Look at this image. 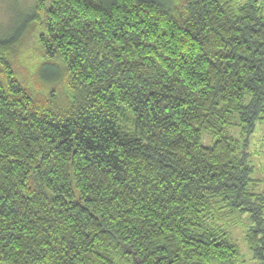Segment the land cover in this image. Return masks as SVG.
<instances>
[{
	"label": "trees",
	"instance_id": "obj_1",
	"mask_svg": "<svg viewBox=\"0 0 264 264\" xmlns=\"http://www.w3.org/2000/svg\"><path fill=\"white\" fill-rule=\"evenodd\" d=\"M17 15L0 38V264H235L208 222L220 209L249 214L264 264V194L227 131L264 120V0H36ZM36 18L35 78L61 85L42 97L5 51Z\"/></svg>",
	"mask_w": 264,
	"mask_h": 264
},
{
	"label": "rangeland",
	"instance_id": "obj_2",
	"mask_svg": "<svg viewBox=\"0 0 264 264\" xmlns=\"http://www.w3.org/2000/svg\"><path fill=\"white\" fill-rule=\"evenodd\" d=\"M36 0H0V38L7 37L13 25L18 20L17 14L25 13L34 8ZM172 1V0H170ZM229 1L234 5L242 4L246 0H223ZM260 2L262 0H259ZM42 14L40 13L39 17ZM42 31L39 20L36 18L23 28V31L5 48L6 57L13 65L14 71L20 79L28 83L35 94L43 96L50 89L58 91L61 88L59 82L42 83L40 86L36 80V70L43 57L39 45V34ZM59 79V78H58ZM37 83V84H35ZM60 97V95H59ZM61 98V97H60ZM58 98V100L60 99ZM241 128L234 121L227 131L237 141L240 156L243 149L247 151L248 162L252 169L251 182L249 189L254 194H264V120L258 124L252 134L242 133ZM203 143H209L210 136L204 131L202 135ZM208 221L212 229L225 232L239 251L238 261L235 264H260L253 258L247 245L246 234L251 225L247 212H231L230 210L220 209Z\"/></svg>",
	"mask_w": 264,
	"mask_h": 264
}]
</instances>
